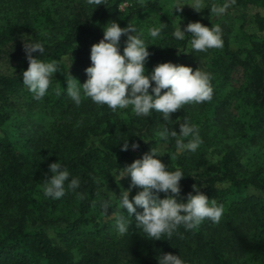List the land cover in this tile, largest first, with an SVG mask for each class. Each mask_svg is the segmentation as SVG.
<instances>
[{"label": "trees", "instance_id": "16d2710c", "mask_svg": "<svg viewBox=\"0 0 264 264\" xmlns=\"http://www.w3.org/2000/svg\"><path fill=\"white\" fill-rule=\"evenodd\" d=\"M164 1L103 0L94 9L87 0H0V64L8 65L4 71L0 68V264H157L162 253L179 254L187 264H264V168L246 172L240 164L244 144L264 142V40L258 39L264 33V0L232 4L241 17L240 39L247 47L233 49L221 25L223 48L207 52L193 51L187 40L172 37L175 23ZM126 2L124 15L120 5ZM217 4L222 3L207 1L196 21L217 25L211 12ZM111 20L121 27L132 24L142 38L160 21L167 25L157 43L147 42L151 55L145 74L163 62L193 70L203 67L211 74L212 100L185 105L170 117L183 122L186 116L199 127L203 143L196 153L170 159L175 140L164 143L156 137L158 122L163 123L158 113L146 118L134 116L130 109L112 112L88 98L76 106L63 91L55 94L57 87H66L68 75L81 84L87 79L90 47L102 39V27ZM122 38L124 43L126 37ZM24 41L43 42L45 54L39 58L61 64L63 73L53 74L41 101L22 84L28 67ZM23 100L33 104L44 124L25 140L10 124ZM171 127L179 133L178 124ZM127 139L142 153L150 148L167 152L159 159L169 170L180 167L185 174L177 202H185L189 192L195 194L196 184L223 205L220 222L206 219L190 230L181 226L171 239L149 240L135 229V214L122 212L132 229L118 236L112 216L102 213L100 201L107 197L99 198V191L132 156L131 148L121 151ZM211 156L220 159L213 164ZM57 160L80 178L77 191L84 199L71 191L59 200L42 195L40 182L50 175L48 165ZM136 191L132 189L130 200ZM117 203L108 214L117 211Z\"/></svg>", "mask_w": 264, "mask_h": 264}, {"label": "clouds", "instance_id": "9594fccd", "mask_svg": "<svg viewBox=\"0 0 264 264\" xmlns=\"http://www.w3.org/2000/svg\"><path fill=\"white\" fill-rule=\"evenodd\" d=\"M234 2L224 0L222 4L213 5L211 12L222 17ZM87 3L94 5L95 9L103 5V0H87ZM185 5L199 12L207 8V0H172L170 10L179 13ZM165 26L160 21V26L150 27V37H160ZM102 32V39L90 47V66L84 69L87 79L81 84L68 75L70 79L66 81V87H57L55 94L59 96L63 91L76 106L82 103L83 98H88L98 106H107L112 112L130 109L134 116L146 118L152 116L153 112L158 113L163 123L158 122L156 137L164 143L175 140L176 152L169 156L170 159L185 152L196 153L203 143L199 127L186 116L183 122H180V117L176 120L170 117L185 105H199L212 100L211 74L203 67L193 70L190 66L172 62L157 63L145 74V64L151 53L148 51L149 44L135 26L127 24L121 27L111 20V23L103 25ZM171 35L178 41L187 40L188 46L196 52L224 46L223 31L219 24L208 27L199 21L189 22L182 30L178 19ZM122 36L126 40L121 54ZM23 47L28 67L22 72V84L34 100L41 101L48 94L53 74L62 72L61 64L56 60L39 58L45 54L43 42L24 41ZM36 52H39L38 56L33 55ZM173 124H178L179 133L173 130ZM138 147L136 143L129 145L127 139L123 141L121 151ZM163 154H158L156 148H150L141 158L123 168H116L114 175L118 179L115 180L119 182L122 178H130V184L127 190H121L119 198L112 193L118 201L117 211L108 214L113 207L111 199L100 201V208L104 215H111L114 219L118 236L129 234L132 221H135V229L149 240H161L162 237L171 239L181 226L190 230L206 219L213 223L220 222L224 214L223 205L202 193L196 184L192 185L195 194L189 192L185 202H177L176 197L181 192L179 182L185 174L180 167L169 170V165L159 159ZM219 159V156H211L210 162L214 164ZM48 173V178L40 182L45 198L59 200L68 191L75 192L80 199L85 198L84 193L77 191L81 186L80 178L72 176L63 162L57 160L50 163ZM132 189L137 191L130 200ZM160 193H164L165 197L160 198ZM137 208L142 211L138 212ZM122 212L130 217L135 214V220L126 219ZM156 260L157 264H187L179 254L162 253Z\"/></svg>", "mask_w": 264, "mask_h": 264}, {"label": "rangeland", "instance_id": "374dc122", "mask_svg": "<svg viewBox=\"0 0 264 264\" xmlns=\"http://www.w3.org/2000/svg\"><path fill=\"white\" fill-rule=\"evenodd\" d=\"M207 1H220L221 3L224 2V0H207ZM171 3L172 0H166L163 2L165 9L172 14L171 15L172 21L176 23L177 20L179 19V25L181 29L187 23L195 22L197 19H199L202 16L203 9L200 10L199 12H196L187 5H185L183 7V10L179 13H177L174 9L171 12L170 10ZM232 4L230 5L228 11L222 17L216 16V23H218L220 26L222 25L226 30V33H228V35L230 36L231 47L233 49L245 48L247 47V44L241 41L240 39L241 36L239 32L241 17L238 14V12L233 9ZM127 7H128L127 2L125 4L120 5V11L124 15L127 13ZM148 30L149 28L146 29L145 33H143V39H145L146 42H148L149 44L157 43L158 40L156 38L150 37ZM258 39L264 40V33L260 34L258 36ZM122 41L123 38L121 39V44H120L121 54L124 47V43ZM0 68L4 71L8 68V65H6L5 62H2L0 64ZM76 80L80 81L78 78ZM32 105L30 102H25L24 100L20 102V106L18 107L19 111H17V113H15L14 115H12L14 119H12L10 123L12 128L11 130H14L15 135H21L24 140L35 135L37 130L43 127L44 125L43 122L41 121V116L38 113V110H36V108H34ZM19 127H21V130H19ZM143 154L144 153L140 152L137 149L132 150V156L128 160L122 163L121 168H123L127 164H130L133 160L141 158ZM240 164L242 167H244V170H247L246 172H250L259 166L264 168V142L259 141L257 143L244 144L242 159L240 160ZM114 173L115 172L112 173L111 180L106 182L102 190L99 191V195H100L99 198L105 196L107 197V200L111 199L113 204L117 201L116 198H119L121 190L128 189L130 182V178H122L119 182H117L115 179H118V177H115ZM112 193L116 198L112 196ZM33 197L34 199H37L36 194H34Z\"/></svg>", "mask_w": 264, "mask_h": 264}]
</instances>
